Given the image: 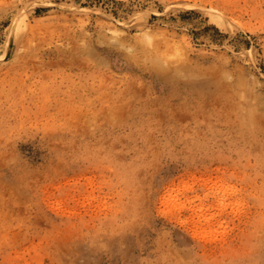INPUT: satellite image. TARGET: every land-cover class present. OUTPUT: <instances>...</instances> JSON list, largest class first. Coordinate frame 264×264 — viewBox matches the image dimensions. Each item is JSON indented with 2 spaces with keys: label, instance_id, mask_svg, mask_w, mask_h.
Listing matches in <instances>:
<instances>
[{
  "label": "rangeland",
  "instance_id": "1",
  "mask_svg": "<svg viewBox=\"0 0 264 264\" xmlns=\"http://www.w3.org/2000/svg\"><path fill=\"white\" fill-rule=\"evenodd\" d=\"M0 264H264V0H0Z\"/></svg>",
  "mask_w": 264,
  "mask_h": 264
},
{
  "label": "bare ground",
  "instance_id": "2",
  "mask_svg": "<svg viewBox=\"0 0 264 264\" xmlns=\"http://www.w3.org/2000/svg\"><path fill=\"white\" fill-rule=\"evenodd\" d=\"M210 18L212 21L221 24L223 22V16L220 14V12H217L216 10L210 11ZM170 197V194L168 195ZM175 203V201H174Z\"/></svg>",
  "mask_w": 264,
  "mask_h": 264
}]
</instances>
